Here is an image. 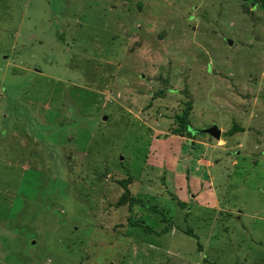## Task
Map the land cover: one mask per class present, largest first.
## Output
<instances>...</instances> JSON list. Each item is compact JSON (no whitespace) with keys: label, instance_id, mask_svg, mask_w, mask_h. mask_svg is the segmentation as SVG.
I'll return each instance as SVG.
<instances>
[{"label":"rangeland","instance_id":"rangeland-1","mask_svg":"<svg viewBox=\"0 0 264 264\" xmlns=\"http://www.w3.org/2000/svg\"><path fill=\"white\" fill-rule=\"evenodd\" d=\"M0 264H264V1L0 0Z\"/></svg>","mask_w":264,"mask_h":264},{"label":"trees","instance_id":"trees-1","mask_svg":"<svg viewBox=\"0 0 264 264\" xmlns=\"http://www.w3.org/2000/svg\"><path fill=\"white\" fill-rule=\"evenodd\" d=\"M259 1H264V0H259ZM192 110H193V104H192V100L190 99L186 103V108L184 109L183 113L176 117L177 123L179 124L180 127L174 129L173 130V134H175V135L188 134L190 137L194 136V133H192V131H191L192 129H191V120H190V116H191ZM240 131H244V129L242 127H237V125H234L228 131L227 135L232 136L233 134H235L237 132H240ZM162 181H163V183H165L164 180H162ZM120 184L124 188V193L121 195V197L119 198L118 202L116 203L117 206H123L125 204H129L131 206L141 205V206L148 207L149 209H151L154 212L161 213L160 210L157 209V207L148 205L142 199L131 195V192L129 190V184H130L129 180L121 181ZM178 204H179V206L181 208H186L184 202L178 201ZM139 225L140 224H134V226H139ZM145 229H147L148 232L155 233L157 236H161V235H163V234L168 232L167 228H165V229H163L162 231H159V232L158 231H154L150 227H145ZM187 234L194 235L192 231H188Z\"/></svg>","mask_w":264,"mask_h":264},{"label":"water","instance_id":"water-1","mask_svg":"<svg viewBox=\"0 0 264 264\" xmlns=\"http://www.w3.org/2000/svg\"><path fill=\"white\" fill-rule=\"evenodd\" d=\"M229 43L231 44L232 41H230ZM191 131L194 134L196 132L208 134V135H210L216 139H220L222 136V130L217 125H214V126H211V127L205 128V129H201V130H193L192 129Z\"/></svg>","mask_w":264,"mask_h":264}]
</instances>
